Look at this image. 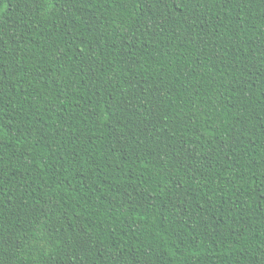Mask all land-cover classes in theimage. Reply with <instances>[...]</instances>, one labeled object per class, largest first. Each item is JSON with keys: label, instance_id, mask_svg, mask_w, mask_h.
<instances>
[{"label": "trees", "instance_id": "16d2710c", "mask_svg": "<svg viewBox=\"0 0 264 264\" xmlns=\"http://www.w3.org/2000/svg\"><path fill=\"white\" fill-rule=\"evenodd\" d=\"M0 264H264V0H0Z\"/></svg>", "mask_w": 264, "mask_h": 264}]
</instances>
